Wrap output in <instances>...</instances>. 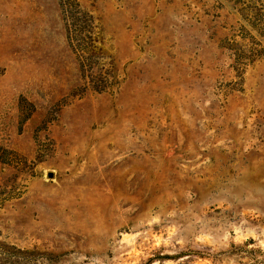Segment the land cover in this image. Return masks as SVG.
I'll use <instances>...</instances> for the list:
<instances>
[{"label": "rangeland", "instance_id": "1", "mask_svg": "<svg viewBox=\"0 0 264 264\" xmlns=\"http://www.w3.org/2000/svg\"><path fill=\"white\" fill-rule=\"evenodd\" d=\"M0 264H264V0H0Z\"/></svg>", "mask_w": 264, "mask_h": 264}]
</instances>
